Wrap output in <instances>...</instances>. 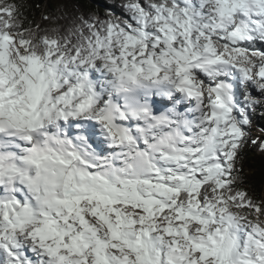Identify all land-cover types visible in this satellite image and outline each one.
Masks as SVG:
<instances>
[{
  "label": "snow or ice",
  "instance_id": "obj_1",
  "mask_svg": "<svg viewBox=\"0 0 264 264\" xmlns=\"http://www.w3.org/2000/svg\"><path fill=\"white\" fill-rule=\"evenodd\" d=\"M123 10L40 35L0 6V264H264L236 173L264 0Z\"/></svg>",
  "mask_w": 264,
  "mask_h": 264
},
{
  "label": "trees",
  "instance_id": "obj_2",
  "mask_svg": "<svg viewBox=\"0 0 264 264\" xmlns=\"http://www.w3.org/2000/svg\"><path fill=\"white\" fill-rule=\"evenodd\" d=\"M126 0H0V6L12 4L22 30L44 35L57 29L67 35L69 29L80 21L104 20L113 13L115 17L126 16L123 5ZM27 35V32H25ZM259 98V93L256 94ZM264 99V98H261ZM251 125L264 134V106H258L251 115ZM237 185L248 193L256 203L264 204V156L252 151L245 143L236 161Z\"/></svg>",
  "mask_w": 264,
  "mask_h": 264
},
{
  "label": "rangeland",
  "instance_id": "obj_3",
  "mask_svg": "<svg viewBox=\"0 0 264 264\" xmlns=\"http://www.w3.org/2000/svg\"><path fill=\"white\" fill-rule=\"evenodd\" d=\"M254 91L255 94L259 93V89L254 88ZM254 140L256 141V143L252 142ZM247 142L248 145L252 148L253 152L259 153L260 155L264 156V134L257 126L250 125L248 127ZM233 211H235V209H233ZM261 220H264V217H261Z\"/></svg>",
  "mask_w": 264,
  "mask_h": 264
}]
</instances>
